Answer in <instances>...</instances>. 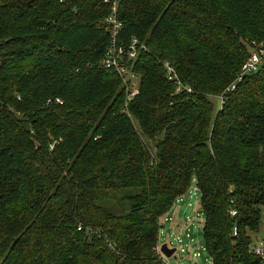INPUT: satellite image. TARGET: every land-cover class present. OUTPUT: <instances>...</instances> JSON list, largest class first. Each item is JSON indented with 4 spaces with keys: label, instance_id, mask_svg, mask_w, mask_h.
Returning <instances> with one entry per match:
<instances>
[{
    "label": "trees",
    "instance_id": "trees-1",
    "mask_svg": "<svg viewBox=\"0 0 264 264\" xmlns=\"http://www.w3.org/2000/svg\"><path fill=\"white\" fill-rule=\"evenodd\" d=\"M111 15L144 48L128 102L101 66ZM262 42L264 0H0V264H161L192 183L212 263L259 264L264 65L209 97Z\"/></svg>",
    "mask_w": 264,
    "mask_h": 264
},
{
    "label": "built area",
    "instance_id": "built-area-1",
    "mask_svg": "<svg viewBox=\"0 0 264 264\" xmlns=\"http://www.w3.org/2000/svg\"><path fill=\"white\" fill-rule=\"evenodd\" d=\"M105 23L109 25L111 32V45L107 48L103 59L101 61V66L107 70H113L117 73V75L121 78L122 83L126 90V101H130L137 94V84H136V76L132 71L126 67V62L134 60L137 55V51L139 49L144 50L143 46H138L137 41L135 39L131 40L127 47H124L122 44H117L116 38L118 35V31L120 28V24L116 21L113 15L105 20ZM264 65V42L259 43L258 45H254L249 58L243 64L240 73L236 76L230 86L226 88V90L219 95L221 100V106L225 103V94L231 92L235 89L236 84L241 82L245 76L252 75L259 71V69ZM165 70V75L168 81H176L177 76L174 69L168 64L165 63L163 65ZM187 92H190L187 89ZM196 190V189H194ZM197 191V190H196ZM181 199V198H180ZM178 199L177 201H180ZM176 201V202H177ZM231 216L235 215V212L230 213ZM264 216V212H263ZM264 231V226H263ZM233 235H236V230L234 229ZM178 247L171 248L172 244L167 245L169 249H175L173 255L176 257L183 259L188 258L189 260H194L199 256L198 253H194L193 249H189L186 252L185 248L180 245L181 240L177 237ZM189 246V245H188ZM160 247L158 246L157 252L160 255L161 264H169L167 262V258L164 257L159 252ZM205 250V249H204ZM251 253L258 259L259 264H264V232L263 235L252 238L250 244ZM172 255V256H173ZM188 257H187V256ZM171 256V257H172ZM210 264H213L211 259L209 258Z\"/></svg>",
    "mask_w": 264,
    "mask_h": 264
},
{
    "label": "rangeland",
    "instance_id": "rangeland-1",
    "mask_svg": "<svg viewBox=\"0 0 264 264\" xmlns=\"http://www.w3.org/2000/svg\"><path fill=\"white\" fill-rule=\"evenodd\" d=\"M137 84V80H136ZM210 102L214 108V114L221 108V100L219 96L209 97ZM195 183H192L191 189L177 201L170 212L165 216L166 222L161 220L162 227L160 233V246L163 243L169 245L171 248L178 247L177 237L181 240V247L185 248L186 252L193 249L194 253L199 256L194 260L188 258L180 259L173 255L166 259L169 264H210L209 257L205 249V243L202 235V226L204 222V215L200 208V193L195 189ZM170 218V221H167ZM181 221V223L177 222ZM175 223L179 224L174 225ZM264 216L262 217V225L256 234H251L252 238L263 235ZM189 245V246H188Z\"/></svg>",
    "mask_w": 264,
    "mask_h": 264
},
{
    "label": "water",
    "instance_id": "water-1",
    "mask_svg": "<svg viewBox=\"0 0 264 264\" xmlns=\"http://www.w3.org/2000/svg\"><path fill=\"white\" fill-rule=\"evenodd\" d=\"M160 254H162L167 259L171 258L173 253L175 252V249H169L166 244H163L160 246L159 250Z\"/></svg>",
    "mask_w": 264,
    "mask_h": 264
},
{
    "label": "crops",
    "instance_id": "crops-1",
    "mask_svg": "<svg viewBox=\"0 0 264 264\" xmlns=\"http://www.w3.org/2000/svg\"><path fill=\"white\" fill-rule=\"evenodd\" d=\"M166 216V215H165ZM165 216L162 218L163 220H164V222H166V219H165ZM167 221H170V218H168V220ZM177 222H179V223H181V221H177ZM160 224H161V227H162V223H161V221H160ZM174 225H178L179 226V224H177V223H175ZM162 231L160 230V233H161ZM159 236H160V234H159ZM160 241V238L158 237V242ZM163 244H166V243H163ZM167 245V244H166ZM159 247H160V244H159Z\"/></svg>",
    "mask_w": 264,
    "mask_h": 264
}]
</instances>
